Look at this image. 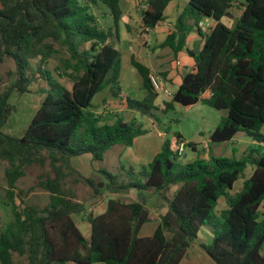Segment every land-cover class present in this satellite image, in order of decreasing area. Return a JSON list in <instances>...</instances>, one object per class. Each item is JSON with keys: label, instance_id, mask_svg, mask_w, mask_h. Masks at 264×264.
<instances>
[{"label": "trees", "instance_id": "trees-1", "mask_svg": "<svg viewBox=\"0 0 264 264\" xmlns=\"http://www.w3.org/2000/svg\"><path fill=\"white\" fill-rule=\"evenodd\" d=\"M95 1V0H94ZM105 5L111 25L102 27L81 0H0V63L11 58L15 79L0 92V161L6 162V197L12 203V219L0 232V264H179L201 228H211V239L202 248L215 264H264V0H186L173 30L161 44L181 50L195 27L204 38L202 48L189 52L192 69L184 74L162 111L175 103L190 106L202 102L216 110L229 109L210 134L213 142H225L244 132L253 143L239 159L209 155L206 159L182 160L175 149L184 142L180 133L165 138L161 150L127 179L99 169L112 194L134 189L138 200L124 203L109 198L99 214L84 215L90 226L86 238L72 216L83 214L75 186L86 183L92 197L101 188L83 176L72 159L89 154L102 161L115 145L130 147L134 139L148 132L142 123L117 116L102 120L91 110L92 98L108 88L121 98L120 51L116 47L121 0H96ZM171 0H142L143 28L152 29L164 18ZM237 6L240 15L231 26L222 18ZM212 19L206 33L198 23ZM192 21V23H190ZM88 43L87 47L84 45ZM64 48L65 50H62ZM67 54V56H64ZM39 57L35 72L47 87L39 108L20 137L1 128L15 107L10 94L29 91L34 72L28 60ZM57 59L54 71L71 80L70 89L53 79L44 66ZM146 95L141 100L125 98L129 109L155 116L158 92L150 80V69L130 57ZM210 92L209 97L202 94ZM194 148V143L185 142ZM49 163L51 174L40 176L36 185L48 192L43 206L14 203L16 180L33 164ZM251 164L252 173L242 188L231 193L236 180ZM177 186L172 197L168 192ZM148 195L166 202V211L151 235L140 236L151 214L145 205ZM220 198L227 207L214 214Z\"/></svg>", "mask_w": 264, "mask_h": 264}, {"label": "rangeland", "instance_id": "rangeland-1", "mask_svg": "<svg viewBox=\"0 0 264 264\" xmlns=\"http://www.w3.org/2000/svg\"><path fill=\"white\" fill-rule=\"evenodd\" d=\"M81 1L88 3L90 7L96 11V13L98 14L97 16H99L100 18V24L105 26V18H101V11L103 10L97 8V6H95L93 3H89L90 0ZM141 2L142 0H134L135 8L137 9L138 13L141 8ZM240 13V8H238L237 6H233L229 10V13L222 18V20L225 24L231 26L234 20L240 15ZM135 26H137L136 23ZM119 35L121 38L124 35V30L121 22H119ZM87 46L88 43L84 45V47ZM117 48L121 54L120 59L123 68L121 86L125 89H130L133 91V93H128L131 99L141 100L143 99L144 93L143 90L139 88V76L134 75L133 78L129 80H126L124 77L125 69H127V67L130 65L129 58L132 54V50L125 47L122 42L121 44H118ZM62 50L65 49L62 48ZM135 55L137 56V54ZM64 56H67V54H64ZM28 63L30 67L28 74L31 75L33 72L35 74V76L32 77V81L28 87L29 91L22 94H19L17 92H12L10 94L8 102L12 104L15 109L10 113L6 122L1 128L4 133L16 137H20L23 135L24 130L29 125L32 117L39 108L41 101L44 99L45 94L43 93V90L47 87V83L44 77H41L35 72V69L39 63V57L30 58L28 60ZM56 64H59L57 59H50L44 66L43 71H45V68H47L53 79H56L57 82L70 89L71 80L67 77L58 76V74L54 71V67ZM15 73L16 64L13 59L6 58L3 62L0 63V92H2L12 81H14L16 76ZM132 74L133 73L131 72V75ZM169 93L172 94L170 91ZM170 98L171 95L164 92H159L155 101V105L158 107V110H153V113L155 115L153 116V119L155 118V121L153 120L154 124L149 119V116H145L147 118V121L143 120L142 124L145 127L146 125H148V132L144 135L136 137L129 150L125 146L119 144L110 148L105 153L102 161L93 162L92 157H83L80 161L77 159L80 157H77L73 160V163L78 164L76 169L83 176L90 177L97 183V185H101L98 186L99 188H101V192L94 197H92V189L86 183L81 182L75 186L77 199L84 204L85 210L83 214L73 215L72 218L75 221L80 232L86 238L89 237L90 226L86 221L84 215L88 213H92L94 215L101 213L105 209L107 200L109 198L123 199L128 202L138 200V195L134 191L130 190L112 194L108 189H106L105 176L103 173L99 172V169L118 174V181L122 178L127 179L126 176L129 175V171H133L136 178L139 177L140 179L141 177L138 175V171L141 169V167L147 165L151 161L153 156L161 150L162 143L165 138L173 139L176 133H180V135H182V137L185 139H188L190 141H198L199 143H197L200 148L198 152L192 151L189 146H186L183 150V152L185 151L184 153L186 154V157L183 158V156L181 155L182 160H194V158L206 159V157L203 156V148L201 144H203L204 141L208 140L209 132L213 131L216 123L219 121V110H216L209 105L199 102L190 106H184L175 103L172 109L162 111V109L164 108L163 101L169 100ZM105 99L107 101L111 100V97L107 96L105 90L96 94L91 100V110L93 111L96 107L101 105L102 100ZM121 117H124V113L123 115L121 114ZM124 120L127 122H131L130 119ZM260 132L264 135V124ZM236 142L237 143L233 144V142L216 143L210 141V146L212 147L210 150V155L234 157L236 159H239L240 156L244 155L247 148H244L245 150H243L242 154L241 152H239V149H241L242 146H244L246 143L245 141L241 142V140H237ZM249 145L250 144L248 143L246 147ZM5 167L6 162L0 161V232L12 219V203L6 197L5 192L8 187L5 180ZM251 168L252 165L247 164V166L243 170V173L234 183V186L231 190L232 194L242 188L244 180L247 179L251 173ZM46 174H51V168L48 162H46V164L43 166L39 164L31 165L27 169L26 173L16 180L15 194L17 195L15 196L14 203L19 207H23L24 204H22L21 201L23 199L26 204H34L37 206H43L44 204H46L49 199L48 192L44 191L36 185L39 177ZM176 188L177 186L171 187L168 192L169 197H172ZM145 205L150 210L151 218L150 222H147L142 226L139 232L140 236L151 234V229L155 227L153 226V224H158L159 216L166 211L167 207L165 200L156 195H148ZM226 207L227 205L225 200L221 198V200L215 207L214 214L220 218V211ZM259 211L261 213L264 212V199L261 202ZM210 239L211 228H209L208 226H203L201 228L200 234L190 245L185 257L180 261L179 264H215L202 248V245L208 244L210 242ZM261 252L264 254V244L262 246ZM14 264L19 263L15 261Z\"/></svg>", "mask_w": 264, "mask_h": 264}, {"label": "crops", "instance_id": "crops-1", "mask_svg": "<svg viewBox=\"0 0 264 264\" xmlns=\"http://www.w3.org/2000/svg\"><path fill=\"white\" fill-rule=\"evenodd\" d=\"M89 3H93L95 6H97V8H100L103 10V11H101V18H105V22H106L105 26L100 24V18H99V16H97L98 14L96 13V11L93 8L90 7L91 11L96 16V19H97L98 23L100 24V26L107 27V26L111 25V17L108 14L107 8L104 5H102L99 2H96L94 0H90ZM185 5H186V0H171L165 8L164 18L162 20L158 21L154 28L147 29V28L142 27L140 11L138 13L137 9L135 8L134 0H121V6H122L123 11H122V14L119 18V22H121L123 30H124V35L122 38L119 35V22H118V27H117L118 39L116 40V47H118V44H121V42H122V44H124L125 47L131 49L132 54L130 55V57L134 56L137 61L143 63L144 65H146L150 69V73H154V74L158 75L159 77H161L162 79H164L165 80V86L169 89V91L172 94L176 91L177 87L179 86L182 76L184 74H186L187 72H189L194 65L193 57L190 55L189 52L199 51L202 48L203 43H204L203 36L194 27L193 30L187 36L185 46L181 50H179L178 52H174L171 49V47H169V46H162L161 45L163 43V41L165 40L166 36L173 30L175 20H176L178 14H180L182 12ZM204 22H205L206 26H208L209 28L213 24L212 19H204ZM135 23L137 24V26H135ZM190 23H192V21H190ZM126 33H127V35H126ZM201 33H203V32L201 31ZM135 54H137V56ZM129 63H130V58H129ZM130 71L133 73L132 75H131ZM122 75H123V68H122V63H121V72H120V77H119L120 86H121ZM134 75H138V74L136 73L135 69L130 64L127 67V69H125L124 77L126 80H129V79H132ZM70 85H71V83H70ZM139 88L143 90V93H144L143 97H144L146 95V91L142 88L141 82H139ZM104 90L106 91L107 96H110L108 93V88H105ZM129 92L133 93L132 90L125 89L121 86V96H122L121 98L110 96L111 100H109V101H107L106 99L102 100L101 105L96 107L93 110V112L96 114H100L102 116V120L105 122H112L111 120H114L117 116H121V114L123 115V113H124V117H123L124 119L135 120L137 123H142L143 120L147 121V118L145 117V115H141L138 111L131 110L127 107L125 98L129 97V95H128ZM158 94H159V92H158ZM209 95H210V92L206 91L202 94V98H207V97H209ZM156 99H155V101H156ZM199 102H197V103H199ZM173 107H174V105H173ZM151 117L149 116V119L154 124L155 118L153 119V117H152V119H151ZM218 122L216 123V125L218 124ZM216 125H215V127H216ZM147 126L148 125H146V128H147ZM211 132L212 131L209 132L208 140L204 141V143L201 144L202 148H203L202 149L203 150V156H205L206 158H208V156L210 155V150L212 148L210 146L211 145L210 144ZM160 134H162V133H160ZM182 139L185 142H192V143L196 144V145H194V148L190 147L192 151H197V152L199 151L200 148L198 146V144H199L198 141H190V140L185 139L183 137H182ZM237 140H241V142L245 141V143H246L244 146H242L241 149H239V152H241V153L243 152V150H245L248 147V146L246 147V145L248 143L249 144L253 143V140H251L249 137H247V135L244 132H237L233 136V138L229 141L216 142V143L233 142V144H234V143H237L236 142ZM211 142H213V141H211ZM126 148L128 150L130 149V147H126ZM184 152L182 154L183 158L186 157V154ZM77 157H80V158H77ZM77 157H75V158H77L80 161L83 157H91V156L89 154H84V155H80ZM75 158L72 159V165L76 168L78 166V164L73 163V160ZM93 162H95V161H93ZM251 169L253 170V166ZM252 170H251V173H252ZM130 191H134L137 194L136 190H134V189H130ZM119 200L124 202V203H128V201H125L123 199H119ZM220 200H221V198L219 199V201ZM156 225L157 224H155V225L153 224V226H155V227H156ZM155 227H153V229H151L152 230L151 234L154 231ZM196 246H198V245H196ZM93 264H103V263L97 262V263H93Z\"/></svg>", "mask_w": 264, "mask_h": 264}, {"label": "built area", "instance_id": "built-area-1", "mask_svg": "<svg viewBox=\"0 0 264 264\" xmlns=\"http://www.w3.org/2000/svg\"><path fill=\"white\" fill-rule=\"evenodd\" d=\"M198 26L203 33H206L209 30V27L206 26L204 20L200 21L198 23ZM150 80H151V83L153 85V88L157 92H164V93H167V94L172 96V94L169 93L167 87L165 86V80L164 79H162L161 77H159L158 75H156L154 73H151ZM185 147H186V145H185V141H184V142H179L178 144H176L175 149L179 155H182Z\"/></svg>", "mask_w": 264, "mask_h": 264}, {"label": "water", "instance_id": "water-1", "mask_svg": "<svg viewBox=\"0 0 264 264\" xmlns=\"http://www.w3.org/2000/svg\"><path fill=\"white\" fill-rule=\"evenodd\" d=\"M220 116L227 117L229 115V109L228 108H222L219 110ZM101 186V185H98Z\"/></svg>", "mask_w": 264, "mask_h": 264}]
</instances>
